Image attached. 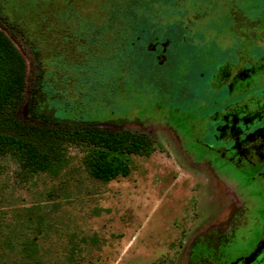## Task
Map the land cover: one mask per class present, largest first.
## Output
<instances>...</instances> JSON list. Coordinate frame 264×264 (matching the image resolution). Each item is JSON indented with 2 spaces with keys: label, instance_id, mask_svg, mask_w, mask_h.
I'll list each match as a JSON object with an SVG mask.
<instances>
[{
  "label": "rangeland",
  "instance_id": "obj_1",
  "mask_svg": "<svg viewBox=\"0 0 264 264\" xmlns=\"http://www.w3.org/2000/svg\"><path fill=\"white\" fill-rule=\"evenodd\" d=\"M246 2L210 0L201 6L204 36L215 42L206 48L213 54L223 48L221 38L232 33L227 7L236 5L250 12ZM112 3L0 0L1 28L28 67L20 111L24 119L125 128L145 132L153 140L146 154L125 156L130 165L127 175L109 181L87 171L83 160L89 150L82 146H70L66 163L53 171L30 170L11 154L1 156L0 264H186L184 257L189 252L194 254L196 264L240 262L261 241L264 161L257 160L252 167L236 159L231 163L234 167L219 165L227 161V155L217 160L220 154L210 148L212 141L204 137L202 126V118L216 103H200L203 95H199L186 107L181 97L161 95L159 89L164 86L152 85V58L144 54L149 70L145 65L141 70L134 69L132 80L136 82L146 75L145 85L141 82L135 89H127L130 92L125 91L119 103L110 93L101 95L100 88L89 97L116 113H94L102 111L99 104L79 118L68 117L61 110L60 99L87 105L85 83L89 90L93 83L99 86V80L107 83V77L99 79L93 74L80 83L76 70L68 72L57 63L61 37L66 32L77 34L86 25L94 30L106 24ZM263 3L252 0L253 8ZM2 17L38 42L43 69L22 36L3 23ZM258 17L259 22L244 28L245 36L237 33L239 46L248 45L253 51L257 43L264 45V16ZM83 47L76 44L74 56L87 57L94 48ZM52 68L57 70L56 78L44 82L41 73L55 74ZM126 75L120 82L128 79ZM52 99L54 107L46 103ZM262 103L264 106V100ZM252 104L257 103L254 100ZM207 162L215 164L207 167ZM199 221L200 234L216 236L219 243L211 249L198 246L186 251L187 243L197 236L194 227Z\"/></svg>",
  "mask_w": 264,
  "mask_h": 264
},
{
  "label": "flooded vegetation",
  "instance_id": "obj_2",
  "mask_svg": "<svg viewBox=\"0 0 264 264\" xmlns=\"http://www.w3.org/2000/svg\"><path fill=\"white\" fill-rule=\"evenodd\" d=\"M129 1V9L139 10V3ZM243 1H247L245 5L250 12L236 5L227 7L232 33L221 38L223 48L217 55L206 48L208 43L215 42L204 36L205 24L201 26V6L210 0H147L142 6L149 11L150 17L134 13L132 20L139 32L133 37L136 47L152 58V85L164 86L159 89L161 95L169 93L170 98L181 97L186 107L199 95H203L200 103H216L202 118L203 135L212 141L210 148L220 154L217 160L227 155V161L219 165L228 167H234L233 159L244 160L249 167L257 160L264 161V45L257 43L252 51L248 45L239 46L237 38V33L245 36L244 28L259 22V14L264 16V3L260 8H253L252 0ZM231 3L234 4V0ZM84 30L86 37L91 39L92 26L86 25ZM66 36L73 37L74 41L82 39L74 31L66 32L61 39ZM87 55L90 57L89 51ZM254 100L260 105L253 106ZM214 164L207 162L206 166ZM262 214L261 241L249 256L228 264H264V212ZM200 222L194 227L197 236L187 243L186 251L198 246L211 249L219 243L216 236L200 234ZM184 258H187L186 264L195 263L192 252Z\"/></svg>",
  "mask_w": 264,
  "mask_h": 264
},
{
  "label": "trees",
  "instance_id": "obj_3",
  "mask_svg": "<svg viewBox=\"0 0 264 264\" xmlns=\"http://www.w3.org/2000/svg\"><path fill=\"white\" fill-rule=\"evenodd\" d=\"M128 1L114 0L108 21L92 30L91 39L86 37L84 30L78 32L81 40L79 38L78 41H74L73 37L70 39L68 36L60 40L57 63L59 62L68 72L76 70L79 79L81 78L80 83L87 82L90 74L94 77L98 75L99 79L107 77L106 84L99 80V86L93 83L90 90L87 89L88 82L84 84V97L88 100L84 107L60 99L61 110L66 116L79 118L90 113V109L99 103L98 100L89 97L99 88L101 95L110 93L114 102L119 103L127 89L131 91L141 82L145 85L146 75L136 82L132 80L133 75H136L134 69L141 70L145 65V69L149 70L146 63L144 64L141 50L136 47V39L133 37L139 32L132 20L135 18L134 13L143 17H150V14L142 6L147 0L133 1L140 4L139 10L129 9L127 4L132 2ZM1 19L3 23L17 30L43 69L45 63L38 42L31 40L24 29L15 26L5 17ZM1 27L0 24V157L11 154L30 170L53 171L66 163L67 150L70 146H82L89 150L83 164L93 177L109 181L119 175H127L130 165L125 156L132 153L146 154L153 142L151 136L145 132L125 128L31 122L24 119L20 111L25 100L28 67L22 53ZM76 44L84 46L83 48L94 47L90 57L74 56L72 49ZM52 69L53 72L57 71L56 68ZM56 73L52 75L42 72L40 77L44 82L46 80L53 82ZM125 75L128 79L120 82ZM54 100H46V103L54 107ZM100 106L102 111L94 113L106 115L116 113L107 106Z\"/></svg>",
  "mask_w": 264,
  "mask_h": 264
}]
</instances>
